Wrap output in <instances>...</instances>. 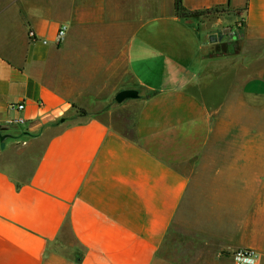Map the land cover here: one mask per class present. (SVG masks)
<instances>
[{
  "label": "crops",
  "instance_id": "0c3cea01",
  "mask_svg": "<svg viewBox=\"0 0 264 264\" xmlns=\"http://www.w3.org/2000/svg\"><path fill=\"white\" fill-rule=\"evenodd\" d=\"M182 5L0 0V264H264V0Z\"/></svg>",
  "mask_w": 264,
  "mask_h": 264
},
{
  "label": "rangeland",
  "instance_id": "374dc122",
  "mask_svg": "<svg viewBox=\"0 0 264 264\" xmlns=\"http://www.w3.org/2000/svg\"><path fill=\"white\" fill-rule=\"evenodd\" d=\"M2 18V17H1ZM0 18V21H1ZM124 42H125V32H124ZM120 66V80L121 88L119 92L125 90H132L136 93V97L127 98L123 102L118 103L115 99L112 102V106H118V116H122L125 119H131L135 109L139 106L141 101L146 96V91L141 89V86L137 84L133 76L128 72L126 66L125 55L122 58ZM119 80V81H120ZM118 81V82H119ZM120 83V82H119ZM124 122V121H123ZM210 243H204L203 240L193 232H187L185 230L174 228L172 234L166 243V249L163 251L161 257L164 261L170 262H179L181 259L182 262H194L195 258V248L201 246H210Z\"/></svg>",
  "mask_w": 264,
  "mask_h": 264
},
{
  "label": "built area",
  "instance_id": "2783aa9c",
  "mask_svg": "<svg viewBox=\"0 0 264 264\" xmlns=\"http://www.w3.org/2000/svg\"><path fill=\"white\" fill-rule=\"evenodd\" d=\"M66 34V27H61L58 31L57 38L61 41ZM14 108L22 111L25 108L24 104H17ZM20 123L23 121L20 120ZM257 255L253 250L241 249L233 255L234 264H256Z\"/></svg>",
  "mask_w": 264,
  "mask_h": 264
},
{
  "label": "trees",
  "instance_id": "16d2710c",
  "mask_svg": "<svg viewBox=\"0 0 264 264\" xmlns=\"http://www.w3.org/2000/svg\"><path fill=\"white\" fill-rule=\"evenodd\" d=\"M174 9L178 17L185 18V19L194 18V17H197L198 15H205L206 13H209V12L187 11L182 5V0H174Z\"/></svg>",
  "mask_w": 264,
  "mask_h": 264
},
{
  "label": "water",
  "instance_id": "95a60500",
  "mask_svg": "<svg viewBox=\"0 0 264 264\" xmlns=\"http://www.w3.org/2000/svg\"><path fill=\"white\" fill-rule=\"evenodd\" d=\"M136 97V93L132 90H125V91H122V92H119L115 99L118 103H121L123 102L125 99L127 98H134Z\"/></svg>",
  "mask_w": 264,
  "mask_h": 264
}]
</instances>
